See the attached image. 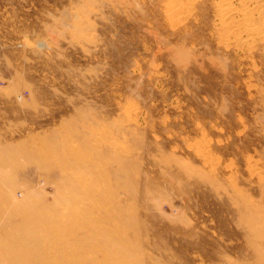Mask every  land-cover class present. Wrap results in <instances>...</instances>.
Instances as JSON below:
<instances>
[{
  "label": "rangeland",
  "instance_id": "rangeland-1",
  "mask_svg": "<svg viewBox=\"0 0 264 264\" xmlns=\"http://www.w3.org/2000/svg\"><path fill=\"white\" fill-rule=\"evenodd\" d=\"M0 264H264V0H0Z\"/></svg>",
  "mask_w": 264,
  "mask_h": 264
},
{
  "label": "bare ground",
  "instance_id": "bare-ground-1",
  "mask_svg": "<svg viewBox=\"0 0 264 264\" xmlns=\"http://www.w3.org/2000/svg\"><path fill=\"white\" fill-rule=\"evenodd\" d=\"M227 5V4H226ZM222 8V7H221ZM231 8L230 6H224V8H222V12H223V16L225 17H229L230 13H231ZM232 14V13H231ZM245 16V15H244Z\"/></svg>",
  "mask_w": 264,
  "mask_h": 264
}]
</instances>
